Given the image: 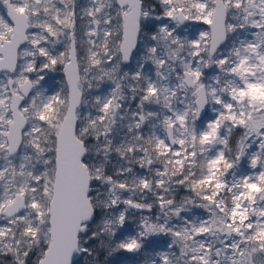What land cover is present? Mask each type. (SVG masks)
I'll return each mask as SVG.
<instances>
[{
  "label": "snow or ice",
  "instance_id": "6c2138e0",
  "mask_svg": "<svg viewBox=\"0 0 264 264\" xmlns=\"http://www.w3.org/2000/svg\"><path fill=\"white\" fill-rule=\"evenodd\" d=\"M260 93L264 0H0V264H264Z\"/></svg>",
  "mask_w": 264,
  "mask_h": 264
},
{
  "label": "water",
  "instance_id": "95a60500",
  "mask_svg": "<svg viewBox=\"0 0 264 264\" xmlns=\"http://www.w3.org/2000/svg\"><path fill=\"white\" fill-rule=\"evenodd\" d=\"M76 183H77V185H79L80 180L77 179ZM89 211H90V209H87L84 204L78 203L76 205V213L75 214L81 218H86Z\"/></svg>",
  "mask_w": 264,
  "mask_h": 264
},
{
  "label": "rangeland",
  "instance_id": "374dc122",
  "mask_svg": "<svg viewBox=\"0 0 264 264\" xmlns=\"http://www.w3.org/2000/svg\"><path fill=\"white\" fill-rule=\"evenodd\" d=\"M252 91H253V94H256V93H259L260 92L259 89H253ZM260 94L264 95V93H260Z\"/></svg>",
  "mask_w": 264,
  "mask_h": 264
}]
</instances>
